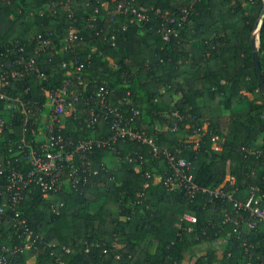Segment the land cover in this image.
<instances>
[{
    "label": "trees",
    "instance_id": "16d2710c",
    "mask_svg": "<svg viewBox=\"0 0 264 264\" xmlns=\"http://www.w3.org/2000/svg\"><path fill=\"white\" fill-rule=\"evenodd\" d=\"M185 7L190 12L181 25L167 21ZM136 11L148 19L140 22ZM263 16L264 0H0V76L8 75L0 86L8 97L0 98V119L8 124L0 162L10 157L9 148L23 132L20 102L31 107L32 118L38 116L46 99L43 89H58L67 70L75 71L63 62L91 54V64L81 72L83 84L77 73L71 76L76 91L87 98L105 85L113 103L131 96L146 133L156 123H178L177 131L159 135L158 145L181 150L201 188L193 200L183 189H167L161 179L169 172L166 159L154 157L146 145L117 143L118 153L100 149L92 159L97 173L78 189L68 183L43 194L33 187L25 196L19 210L47 245L37 242L10 254L13 263L57 264L59 257L66 264H264V221L251 229L249 211L240 210L237 231L233 222L224 224L231 202L222 209L202 192L231 175L236 200L245 203L254 187L257 195L264 194V93L252 50ZM172 25L175 32L167 41L159 29ZM71 28L79 30L74 52L65 48ZM38 35L51 38L52 46L39 51ZM258 43L264 79V24ZM28 58L45 77L26 67ZM13 71L23 75L12 76ZM9 103L16 106L9 109ZM88 110L81 99L77 112L63 117L64 130L75 141L111 133L105 120L95 131L88 128ZM29 125L30 130L33 120ZM199 132V146L186 148V140ZM213 135L219 136L220 149L212 147ZM136 151L144 157L140 172L127 159ZM95 203L98 211L89 212ZM186 213L198 217L194 224L183 221L192 226L190 232L177 227ZM14 218L9 203L0 223V250L26 239ZM198 245L203 247L195 251Z\"/></svg>",
    "mask_w": 264,
    "mask_h": 264
},
{
    "label": "built area",
    "instance_id": "2783aa9c",
    "mask_svg": "<svg viewBox=\"0 0 264 264\" xmlns=\"http://www.w3.org/2000/svg\"><path fill=\"white\" fill-rule=\"evenodd\" d=\"M52 7H54V4ZM189 12L187 7L181 8L169 16L167 21L181 25L188 17ZM136 17L140 22H145L148 19L145 14L139 11H136ZM78 32V29L71 28L69 36L66 38L65 48L70 49L72 52H74V43ZM159 32L164 34L165 40L170 41L171 34L175 32V26H169L167 30L160 28ZM36 40V48L39 51H45L53 44L51 38L43 37L42 35H38ZM20 50L23 51V47H20ZM91 62V54H88L86 60L75 57L70 63L67 61L63 62L64 68L73 66L75 71L67 70V77L64 78L62 85L58 89H43L46 99L40 108L38 116L32 118L30 116L31 107H28L25 102H20L25 113L23 132L18 139L13 141L14 143L11 142L13 145L9 148L10 157L4 162H0V201L6 199L5 202L0 203V223L2 222L5 208L10 203V207L15 213L14 226L20 232V236H24L26 239L21 244L3 246L0 250V264H14L9 258L10 254L15 255L25 248H31L37 242L44 247L47 245L43 243L42 237L33 234L28 219L19 210L25 196L32 191L33 187L43 194L59 192L68 183L78 189L89 181L92 173H97V170L92 167V159L100 149L107 148L112 152L118 153L117 143L137 142L146 145L150 148V153L154 157L160 158L164 156L166 159L169 172L161 179L167 189L171 191L183 189L190 200L196 198L197 193L201 190L193 181L192 170L194 166L190 160L181 155V150L174 153L169 148L162 150L158 145L159 135L164 131H177L179 128L178 123H156L153 126V131L146 133L138 121L141 111L135 106L131 96L119 98L113 103L108 98L110 88L105 85H101L87 98H84L82 92L76 91L71 76L73 73H77V82L83 84L81 72ZM26 67L34 69L40 77H45L40 73L34 58L27 59ZM15 75L22 76L23 72L13 71L12 76ZM7 76L6 74L0 76V86ZM128 94H131L130 91ZM0 98L8 99L1 92ZM81 99H84V102L89 105L85 118L86 126L95 131L101 120H105L110 125V134L102 138L92 137L75 141L65 132L63 117L74 115ZM15 106L16 104L9 103L7 108L12 109ZM175 116H178L179 120L181 119L178 112L175 113ZM31 120H33V126L29 130ZM7 127L8 124L3 119H0V142L5 139ZM193 136L186 140V148L190 147L191 143L194 144L193 148L199 146L200 142L195 143L191 139ZM212 140V147L220 149L219 136L213 135ZM135 154L137 158L132 153H129L127 159L134 163L135 171L140 172L144 167V157L140 151H136ZM147 175L150 176L149 172H147ZM202 192L208 194L211 203H220L223 206V204L231 202L233 211L226 216L224 224L229 221L233 222L237 231H239L242 222L236 216L240 210L249 211L248 226L251 229L255 228L257 221H264V194L257 195V190L254 187L245 203L236 200L235 196L238 188L234 176L228 175L226 181L220 186L203 188ZM222 209H225V206ZM183 221L194 224L198 221V217L186 213L182 221L177 224L179 229L190 232L193 230L192 226H184ZM63 249L69 252V249L65 247ZM246 251L249 252L248 247ZM52 254L55 255L56 253L52 252ZM56 260L57 264H66L59 257ZM248 264H250V261Z\"/></svg>",
    "mask_w": 264,
    "mask_h": 264
},
{
    "label": "rangeland",
    "instance_id": "374dc122",
    "mask_svg": "<svg viewBox=\"0 0 264 264\" xmlns=\"http://www.w3.org/2000/svg\"><path fill=\"white\" fill-rule=\"evenodd\" d=\"M263 19H264V16H263ZM263 19H261V20L259 21L258 27L254 30V37H255V39H256L257 46L259 45L258 42H259V40H260V30H261V25H262V20H263ZM247 95H248L249 98H253V95H252L251 93H247ZM207 126H208L207 123L204 124L203 129H207ZM201 137H202V133L199 132V133H197L196 135H194L191 139H192L195 143H199V142L201 141ZM99 206H100V203L92 204V205L89 207L88 211L91 212V213H95V212L98 211ZM202 247H203V245H198V246L195 248V251H199V250H201Z\"/></svg>",
    "mask_w": 264,
    "mask_h": 264
},
{
    "label": "water",
    "instance_id": "95a60500",
    "mask_svg": "<svg viewBox=\"0 0 264 264\" xmlns=\"http://www.w3.org/2000/svg\"><path fill=\"white\" fill-rule=\"evenodd\" d=\"M263 24H264V19L262 20L261 28H262ZM252 50H253V55L255 58L256 67H257L259 77H260V81H261L262 91L264 93V79L262 77V71H261V66H260L259 49H258V46L256 43V39L254 37V34L252 36Z\"/></svg>",
    "mask_w": 264,
    "mask_h": 264
}]
</instances>
